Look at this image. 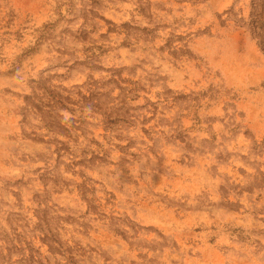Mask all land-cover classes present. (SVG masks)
I'll use <instances>...</instances> for the list:
<instances>
[{
  "label": "rangeland",
  "instance_id": "374dc122",
  "mask_svg": "<svg viewBox=\"0 0 264 264\" xmlns=\"http://www.w3.org/2000/svg\"><path fill=\"white\" fill-rule=\"evenodd\" d=\"M0 264H264V0H0Z\"/></svg>",
  "mask_w": 264,
  "mask_h": 264
}]
</instances>
